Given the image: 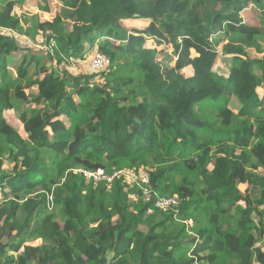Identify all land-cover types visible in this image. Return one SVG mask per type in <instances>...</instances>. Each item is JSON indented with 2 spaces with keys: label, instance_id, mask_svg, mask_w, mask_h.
Instances as JSON below:
<instances>
[{
  "label": "trees",
  "instance_id": "trees-1",
  "mask_svg": "<svg viewBox=\"0 0 264 264\" xmlns=\"http://www.w3.org/2000/svg\"><path fill=\"white\" fill-rule=\"evenodd\" d=\"M24 2L0 0V264H264V0H56L26 28Z\"/></svg>",
  "mask_w": 264,
  "mask_h": 264
},
{
  "label": "rangeland",
  "instance_id": "rangeland-1",
  "mask_svg": "<svg viewBox=\"0 0 264 264\" xmlns=\"http://www.w3.org/2000/svg\"><path fill=\"white\" fill-rule=\"evenodd\" d=\"M28 5H30L32 7V9H35V13H29V16L22 17L23 24H24L25 28H26L28 20L31 17H33V16H35L37 14H38L37 16H40L41 13L42 14H47V15H60V16L63 17V19L65 21H68V20H66L67 18L65 17L63 9L62 8H58L57 5L54 4L53 0H30ZM40 7H43L45 9V12L44 11H40ZM242 19L248 25H257L258 24L257 18L252 14L251 11H246V12L242 13ZM17 38H18L19 44L22 47H25V46L32 47V48H34L37 51H40V50L44 49L43 43L42 44H39V43L32 44V41H30L29 38L23 37V36H18ZM92 58H93V56L90 59H92ZM78 66H82V68H84V70L89 71L86 67L83 66V64H78L77 66L73 67L74 69L73 68H71V69L72 70L78 69L79 68ZM185 73H186V71H185ZM235 106H236V101L233 100L231 102V107H235ZM143 173H145V172H142V174ZM136 179L137 178L132 175V176H130L128 181L129 182L130 181L136 182Z\"/></svg>",
  "mask_w": 264,
  "mask_h": 264
},
{
  "label": "built area",
  "instance_id": "built-area-1",
  "mask_svg": "<svg viewBox=\"0 0 264 264\" xmlns=\"http://www.w3.org/2000/svg\"><path fill=\"white\" fill-rule=\"evenodd\" d=\"M38 43L42 44L43 40L41 38L38 39ZM89 68L92 71L98 72L101 71L103 69H105L108 65H109V60L104 57L103 55L99 54V53H95L93 55V58L90 59L89 61ZM83 174L85 176H87L88 178H93L94 180H99L101 177L104 179H107V181L110 183L113 178L117 175H120L122 173H116L115 175H113L110 178H105L103 176V172L102 171H98L96 174H91V173H86L83 172ZM141 182L148 186L149 185V179L146 173H143L141 175ZM49 200H51V198H49ZM178 206V202L175 198H169V197H156L155 201H154V207L155 209L161 211V212H168V211H172L174 210L176 207Z\"/></svg>",
  "mask_w": 264,
  "mask_h": 264
},
{
  "label": "crops",
  "instance_id": "crops-1",
  "mask_svg": "<svg viewBox=\"0 0 264 264\" xmlns=\"http://www.w3.org/2000/svg\"><path fill=\"white\" fill-rule=\"evenodd\" d=\"M29 1L30 0H25V2H24V4L22 5V7L21 8H16V13L18 14V15H22V13H24V15L25 16H29V13H35V9H32V7L30 6V5H28L29 4ZM53 2H54V4L56 5V0H53ZM246 11H251V9H248V10H246ZM245 11V12H246ZM38 15V14H37ZM44 15H47V14H40V16H39V18L41 19L42 18V16H44ZM24 16V17H25ZM48 16H50V17H53L54 15H48ZM258 25V24H257ZM257 25H252V26H257ZM243 188H245V186H242Z\"/></svg>",
  "mask_w": 264,
  "mask_h": 264
}]
</instances>
